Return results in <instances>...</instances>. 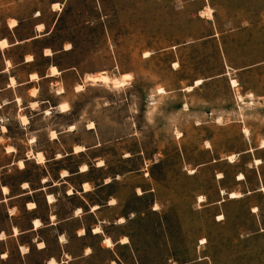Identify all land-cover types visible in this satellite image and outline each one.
Returning <instances> with one entry per match:
<instances>
[{"label":"rangeland","instance_id":"374dc122","mask_svg":"<svg viewBox=\"0 0 264 264\" xmlns=\"http://www.w3.org/2000/svg\"><path fill=\"white\" fill-rule=\"evenodd\" d=\"M0 15L25 35L40 15L38 48L69 45L58 63L82 78L128 75L120 88L83 78L78 92L68 76L69 113L32 125L43 137L74 124L72 141L88 144L98 134L90 157L132 172L116 185L137 215L125 264H264V0H0Z\"/></svg>","mask_w":264,"mask_h":264},{"label":"crops","instance_id":"0c3cea01","mask_svg":"<svg viewBox=\"0 0 264 264\" xmlns=\"http://www.w3.org/2000/svg\"><path fill=\"white\" fill-rule=\"evenodd\" d=\"M39 17L32 18L25 35L23 20L0 15V264H125L123 250L135 256L129 231L137 215L124 211L116 185L132 172L115 173L104 158L90 157L103 144L98 134H91L88 144L72 141L74 124L53 126L43 137L32 127L50 116L65 117L71 88L66 79L75 77V90L84 78L58 63V56L70 49L38 48L49 35ZM11 124L19 130L15 138ZM13 139L24 146L19 149ZM146 166L144 160L143 175Z\"/></svg>","mask_w":264,"mask_h":264},{"label":"bare ground","instance_id":"6f19581e","mask_svg":"<svg viewBox=\"0 0 264 264\" xmlns=\"http://www.w3.org/2000/svg\"><path fill=\"white\" fill-rule=\"evenodd\" d=\"M56 6H57V4H54V7H56ZM205 13H206L207 16H209V10L206 11V12H202L201 14L203 15ZM13 23L14 22H11V24H13ZM41 28L42 27H38V30H40ZM1 45H5V43H2ZM65 49L69 50V49H71V47L69 45H67ZM46 53L48 54L50 52L49 51H46ZM51 73L52 74H56L57 73V70L55 68H52L51 69ZM126 78H128V75H123L120 79H118V78H110L109 76H107V74L105 72H100V73H98L96 75H86L84 77V82H89L91 84L99 83V84L106 85L107 87L109 86V88L110 87L111 88H120V87H123V86H125L127 84L126 81H128V80H126ZM11 83L12 84L14 83L13 80H11ZM201 83H202V81L201 80H198V81L195 82V85L194 86H199ZM231 86L232 87H236L237 86V83L235 81H232L231 82ZM82 90H83V86L82 85H77L75 87V91H82ZM185 90L191 91L192 90V87H188ZM163 92L164 91L162 89H159L158 90V93H163ZM18 102H19V100H18ZM66 108H67L66 105H62L59 109H60L61 112H64V111H66ZM22 121L25 123L26 122V119L25 118H22ZM92 128H94V127L91 126L90 129H92ZM261 148H264V142L261 144ZM80 150H81V148H76L75 149V151H80ZM233 158H234L233 156H230L228 158V160L230 162H232L233 161ZM37 161L38 162H42L43 161V157L41 155H38L37 156ZM259 163L260 162L258 160H256V164H259ZM20 166H22L21 163H20ZM191 173H193V172H191ZM243 179H244L243 175H239L238 180H243ZM221 195H224V192L223 191H221ZM229 197H230V199H239L241 197V195L239 193H230L229 194ZM198 200H199L200 203L203 202V198L202 197H199ZM120 221L122 222V220H120ZM96 232H99V231H96ZM126 242H127V239L126 238H123L121 240V243H126ZM105 243L108 246L111 245V241L109 239H106ZM203 243H204V241H201V244H203ZM112 264H114V263H112Z\"/></svg>","mask_w":264,"mask_h":264},{"label":"snow or ice","instance_id":"6c2138e0","mask_svg":"<svg viewBox=\"0 0 264 264\" xmlns=\"http://www.w3.org/2000/svg\"><path fill=\"white\" fill-rule=\"evenodd\" d=\"M65 175H67V173H65ZM25 187H27V185H25Z\"/></svg>","mask_w":264,"mask_h":264}]
</instances>
